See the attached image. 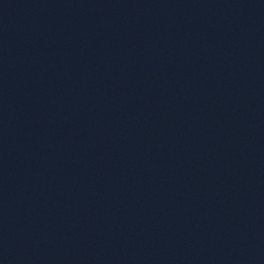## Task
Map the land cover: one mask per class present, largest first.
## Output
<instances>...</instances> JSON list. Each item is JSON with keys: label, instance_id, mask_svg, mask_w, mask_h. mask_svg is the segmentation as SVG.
Instances as JSON below:
<instances>
[{"label": "water", "instance_id": "95a60500", "mask_svg": "<svg viewBox=\"0 0 264 264\" xmlns=\"http://www.w3.org/2000/svg\"><path fill=\"white\" fill-rule=\"evenodd\" d=\"M0 264H264V0H0Z\"/></svg>", "mask_w": 264, "mask_h": 264}]
</instances>
